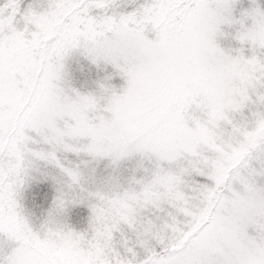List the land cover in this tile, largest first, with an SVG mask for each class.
Returning <instances> with one entry per match:
<instances>
[{"label": "snow or ice", "instance_id": "snow-or-ice-1", "mask_svg": "<svg viewBox=\"0 0 264 264\" xmlns=\"http://www.w3.org/2000/svg\"><path fill=\"white\" fill-rule=\"evenodd\" d=\"M0 264H264V0H0Z\"/></svg>", "mask_w": 264, "mask_h": 264}]
</instances>
